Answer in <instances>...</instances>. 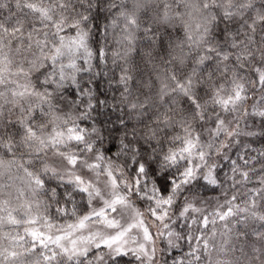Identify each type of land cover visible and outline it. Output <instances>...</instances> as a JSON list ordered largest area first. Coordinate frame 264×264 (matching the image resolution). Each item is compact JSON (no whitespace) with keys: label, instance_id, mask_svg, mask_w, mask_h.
Here are the masks:
<instances>
[{"label":"snow or ice","instance_id":"snow-or-ice-1","mask_svg":"<svg viewBox=\"0 0 264 264\" xmlns=\"http://www.w3.org/2000/svg\"><path fill=\"white\" fill-rule=\"evenodd\" d=\"M173 4L160 12L155 0H14L13 12L0 0L9 13L0 18V178L22 173L27 188L15 208L0 201V228L23 226V235L5 233L12 244L0 247V264H118L129 254L161 264L157 237L169 249L187 243L173 264H264V176L242 206L228 189L250 182L252 169L232 160L222 179L216 161L258 134L246 130L249 118L264 134V0ZM110 38L119 74L111 69L107 83L118 96L101 91L97 78L108 73L95 70L108 63ZM142 65L163 68L155 91ZM11 186L0 195L11 197L2 191ZM209 186L225 189L212 211L200 191ZM77 196L104 207L77 216ZM133 196L153 202L147 211L164 230L150 232L135 209L121 223ZM53 206L76 222L57 225ZM93 217L113 232L93 231Z\"/></svg>","mask_w":264,"mask_h":264},{"label":"trees","instance_id":"trees-1","mask_svg":"<svg viewBox=\"0 0 264 264\" xmlns=\"http://www.w3.org/2000/svg\"><path fill=\"white\" fill-rule=\"evenodd\" d=\"M165 4H171L174 8L175 5L173 4V0H155V7L157 11L162 12L164 9ZM9 6L12 9L13 12H15V6H14V0H9ZM8 10L7 9H0V18H3L4 16H7ZM139 35V34H138ZM182 38V32L180 34V37ZM101 46H103L101 44ZM119 46L115 43L111 42L110 38V49H109V55L107 57L108 63L105 66L102 61L99 62L100 67L96 68V71H105L108 73L106 77H98L97 79L101 81V91H105L107 89L108 93L115 94L118 96V93L114 92L113 87L108 86V79L113 76V71H110L111 69H114L115 74H119V68L114 66L112 64V56L111 51L117 49ZM98 61L93 60V64L96 65ZM144 70V79H151L153 84V90L157 89L160 84L157 77H162L163 68L159 69H153L151 65H142ZM84 76V79H88V74H82ZM103 99V96L101 97ZM109 100L111 101V98L109 96ZM251 103V102H250ZM248 129L246 130H255L258 134L253 136H241L240 143L233 145V147L228 150V156L229 159H221L219 157L216 158L217 163L220 165V168L218 171H220L221 178L223 179L225 174H230L232 164V160H236L238 164L242 168H251L250 171V182H247L242 185H238L237 189H228V194L231 196L232 194H236L238 199L236 203H239L243 206V201L246 198L245 194L248 192L249 189L252 188H258V180L261 176H264V155H261V153H264V134H259L261 132L260 128V119L257 117L254 120L249 118L247 121ZM178 132L179 130L176 129ZM106 147H109L108 144L105 145ZM115 153V148L113 147V154ZM240 156H244L246 159H249L250 165L244 166L243 162L240 160ZM195 162V161H194ZM23 174L19 173L14 176V178L10 181L8 180L7 176L0 178V186L11 184V188H3L2 191L4 193L11 192V197L7 195H0V201H3L4 199H10L11 203L9 207L15 208L19 205V203L22 202L23 198H21V201L16 200V196L18 195L17 189H23L25 192H27L26 188V182L22 179ZM202 196L204 199H206L209 202V211H212V209L216 206V202L219 201L220 203L225 202V197L221 194L225 189H216L213 190L211 186L208 187V190L205 191L204 188L200 189ZM132 201L133 206L139 210L141 213L144 214L143 219L145 220V223L149 226L152 233H154L153 227H151V221L158 222L155 217L151 216L147 209L150 204H153L152 201L147 200L146 198H137L136 196H133L130 198ZM76 206H77V216L86 214L87 212L91 211L92 207L87 205L86 199L77 196L76 198ZM179 202L175 205H173L172 213H175L179 208ZM55 206H53L52 209L49 210L48 215H50L51 219L57 224V225H63L67 226L68 224H72L76 222V216H73L71 214L69 215H61L57 213L54 210ZM256 211L259 214H264V202L258 203ZM16 214V213H14ZM0 215H6V213L0 212ZM223 222L217 221L216 224V231L217 236L216 239L219 242L221 239L220 233L223 232L222 228ZM39 227V225H37ZM172 227H176L175 225H172ZM213 226L210 224L209 229H211ZM260 227V222L255 221L251 222V226L248 228L249 233L253 231L255 228ZM20 232L21 235H23V226H20L15 231L13 230L12 226L5 225L2 228H0V247H10L12 244V241L5 236V233H10L12 236L16 235V232ZM207 231V230H205ZM233 236V242L240 244L241 247H243V243L239 241H235V232L232 234ZM250 243V241H249ZM161 249H165L163 253L160 251ZM188 250V245L186 242L181 241L180 247L176 249H169L167 248L166 242L163 240V238L159 239V249H158V255L162 257L161 264H163V261L166 259L168 264H173L174 259H180L185 255V253ZM40 249H37V252H39ZM32 257H28L27 259H31ZM111 264V262H109ZM118 264H138V261H136L135 257L129 254L128 256L123 257L122 259L118 260Z\"/></svg>","mask_w":264,"mask_h":264},{"label":"rangeland","instance_id":"rangeland-1","mask_svg":"<svg viewBox=\"0 0 264 264\" xmlns=\"http://www.w3.org/2000/svg\"><path fill=\"white\" fill-rule=\"evenodd\" d=\"M91 207H92V208H95L97 211H99L102 207H104L103 201H101V200H99V199L94 200V201L92 202ZM133 209L137 210L134 206H133V208H130V209H126V210H124V212H123V217H124V218L121 219V223H125L126 221L131 222L132 217H134V215H135V212H134ZM116 215H117L116 213H111V214H110V217H111V216H116ZM98 219H99V218H97V217H93V220H92L91 222H89V223H90V227H91V229H92L93 231H95V230H102V231H104V232H108V233L113 232V230H111V229H106V228L103 227L102 224L98 223V222H97ZM146 225H147V224H146ZM147 226H148V225H147ZM148 227H149V226H148ZM151 227H153V230H154V233H153V234L157 233L158 231L164 230L161 221H158V222H153V221H151ZM45 230H46V229H45ZM149 230H150V228H149ZM135 231H136V230L134 229V230H133V233H130V235L134 234ZM53 232H56V230L53 229ZM150 232H152V231L150 230ZM56 234H61V233L56 232ZM85 234H87V233H85ZM159 239H160L159 237H157V239H156L157 253H158V249H159ZM139 242H143L142 239H141ZM130 246H133V247H134L135 245L130 243Z\"/></svg>","mask_w":264,"mask_h":264}]
</instances>
